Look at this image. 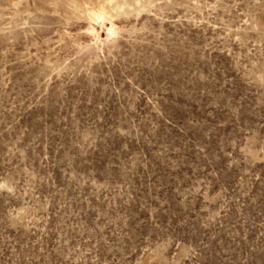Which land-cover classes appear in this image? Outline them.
<instances>
[{"label": "rangeland", "instance_id": "obj_1", "mask_svg": "<svg viewBox=\"0 0 264 264\" xmlns=\"http://www.w3.org/2000/svg\"><path fill=\"white\" fill-rule=\"evenodd\" d=\"M70 1L0 0V264H264V0Z\"/></svg>", "mask_w": 264, "mask_h": 264}, {"label": "bare ground", "instance_id": "obj_2", "mask_svg": "<svg viewBox=\"0 0 264 264\" xmlns=\"http://www.w3.org/2000/svg\"><path fill=\"white\" fill-rule=\"evenodd\" d=\"M121 1L122 0H71L69 5L74 12H78L96 22L103 23L102 21L109 15V11L117 8L118 3ZM88 50H90V48H88Z\"/></svg>", "mask_w": 264, "mask_h": 264}]
</instances>
